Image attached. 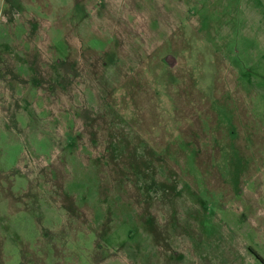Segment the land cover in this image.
Segmentation results:
<instances>
[{
  "label": "rangeland",
  "instance_id": "374dc122",
  "mask_svg": "<svg viewBox=\"0 0 264 264\" xmlns=\"http://www.w3.org/2000/svg\"><path fill=\"white\" fill-rule=\"evenodd\" d=\"M0 264H264V0H0Z\"/></svg>",
  "mask_w": 264,
  "mask_h": 264
},
{
  "label": "water",
  "instance_id": "95a60500",
  "mask_svg": "<svg viewBox=\"0 0 264 264\" xmlns=\"http://www.w3.org/2000/svg\"><path fill=\"white\" fill-rule=\"evenodd\" d=\"M167 57H170V58H172L171 56H167Z\"/></svg>",
  "mask_w": 264,
  "mask_h": 264
}]
</instances>
